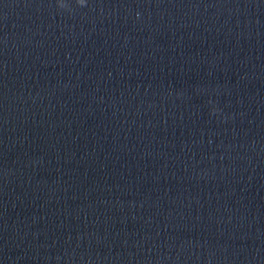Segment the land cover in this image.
<instances>
[{"label":"water","instance_id":"1","mask_svg":"<svg viewBox=\"0 0 264 264\" xmlns=\"http://www.w3.org/2000/svg\"><path fill=\"white\" fill-rule=\"evenodd\" d=\"M0 264H264V0H0Z\"/></svg>","mask_w":264,"mask_h":264},{"label":"clouds","instance_id":"2","mask_svg":"<svg viewBox=\"0 0 264 264\" xmlns=\"http://www.w3.org/2000/svg\"><path fill=\"white\" fill-rule=\"evenodd\" d=\"M77 3L83 6L85 3V0H77ZM59 7H65V6H62L61 4H59Z\"/></svg>","mask_w":264,"mask_h":264}]
</instances>
